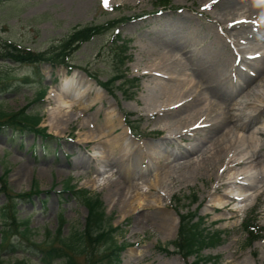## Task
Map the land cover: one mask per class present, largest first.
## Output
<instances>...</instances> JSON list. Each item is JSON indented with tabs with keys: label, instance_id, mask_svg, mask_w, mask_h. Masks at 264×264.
<instances>
[{
	"label": "rangeland",
	"instance_id": "374dc122",
	"mask_svg": "<svg viewBox=\"0 0 264 264\" xmlns=\"http://www.w3.org/2000/svg\"><path fill=\"white\" fill-rule=\"evenodd\" d=\"M207 2L209 0H173L171 5L163 7L158 4V0H107V6L104 0L0 1V50L5 41H13L32 51L48 50L58 44L77 25L105 23L124 17L125 21L117 24V30L128 42V53L132 57L126 64L128 66L127 77L131 79V85L126 87L128 88L127 93L115 87L114 91L108 92L89 75L96 74L98 79L104 82L115 72L116 61L111 40L113 30L85 42L68 61L71 66L42 62L36 68L30 63H18L0 58V85L4 82L10 84L6 90H0V108L8 111L18 110L29 103L40 89L38 72L44 77L43 84L49 86V91L52 86L59 88L63 77L66 79L73 77L74 82L83 87L77 91L81 103L89 106L83 116L71 122L67 129H64L65 124L62 123L51 126L48 107L53 106V102L48 99L49 95H46L44 102L34 103L30 107L29 111L39 112L43 116L41 126H45L47 132L62 138L60 142L52 140L47 144H42V139L32 133L22 135L13 134L10 130L0 132V176L6 169L9 170L8 183L16 193L29 190L34 180H37L43 191L41 195L34 197L33 202L24 201L18 205L20 217L29 218L31 221L30 236L33 240L37 242L48 240L47 233L54 232L58 227L60 212H63L67 218V223L63 228L64 234L69 233L70 227L74 228L84 224L87 216L85 206L71 194L61 193L63 182L71 178L77 188H88L99 193L105 202L107 215H113V224L122 227L123 232L117 235V239L119 242L127 241L130 244L122 254V264H185L186 261L181 254H168L159 248L160 245L177 237L179 220L176 206L183 213L188 210L196 211L195 220L203 217L202 228L229 231L222 245L203 250V255L219 257L216 261L207 264H264V237L255 241L251 246L246 245L247 234L242 225L243 220L256 215L259 224L264 226L263 166L253 163L236 166L222 164L225 167L222 171L220 162L209 160L210 172L204 170L196 174L188 171L184 178L178 179L179 173L186 170L182 165L188 158L197 159L199 157L200 152L191 153L186 150L187 147L199 142L201 134L206 133L202 127H197L202 124L200 121L204 117L197 119L199 122L193 123L192 121L188 126L163 130L164 124L158 119V114L152 116V119L148 118L146 109L149 108H146V104L143 103L146 97L155 98L158 93L153 88L155 84L151 83L150 78L140 73L141 68L150 59L149 45L157 40L165 43L169 38H176L180 34V37L183 36L182 44L185 42L183 44L185 49L198 47L196 52L187 53L188 57L197 58L204 55L212 61L216 59V52L219 49L223 50L222 45L225 50L230 51L225 44V39L230 41L235 49L246 48V51L240 54L246 60L247 56L262 52L264 36L260 33L264 28L253 29L252 32L257 34V37L252 41L257 45L256 50H252L253 43L236 42V35L226 33L225 24L210 22L209 19H213L214 16L221 17V14L217 9L207 8ZM262 11L264 12V7ZM244 12L245 9L239 10L238 15H234L235 20ZM263 19L260 18V20ZM258 20L253 19L252 22L257 23ZM178 23L185 27L180 28V31L173 30V26ZM246 23L245 25H250ZM219 37L222 38V42H219ZM194 41H201V43L198 46L192 45ZM177 53L178 56L184 57L182 51ZM226 56L231 60V64L235 61L242 68V70L240 68V73L234 74L235 77L230 82L236 85L242 84V77L252 73L253 68L247 62H239L237 56L235 60L232 53H226ZM183 59L187 60V58ZM26 77L29 79H25ZM92 82H95L98 88L93 86ZM121 82L122 80H119L116 85L118 86ZM133 83L136 86L132 87ZM255 93H261L264 96V74L255 77L250 88L239 92L232 102L227 101L225 104L226 102L216 97H210V100L219 103V113L226 112L232 115V119L226 123L223 131L230 132L233 140L238 138L240 141L245 137L249 141L237 151L229 153L225 157V162H233L243 154V156L252 155L264 144V133H259V130H264L261 129L264 127V113L260 114L256 121L247 126L245 130L237 128L240 123L249 121V117L256 114L255 111L250 110L251 104L255 101ZM47 94H49L48 91ZM100 95L103 96V100L99 97ZM111 108L116 109L123 123L124 118L129 120L137 135L136 139L142 142L146 149L161 150L166 154L154 163L148 159L143 160L136 176L127 178L128 189L124 194L115 196L108 194L111 193L108 184L111 183L110 188L116 190L127 174L121 165L116 163L110 166L108 177L103 183L94 182L95 176L102 177L96 172V167L101 164L97 161L99 151H96L94 147L99 142L86 138L91 130L90 126L82 127V121L95 125L96 122L102 120L104 112ZM75 110H78V107H75ZM202 144L208 146L211 142L208 140ZM160 161L162 165L158 164ZM148 164H150V169L152 168L149 170L148 177L152 178L156 171L164 176L163 172L168 169V166L173 165L175 168L172 173L175 181L169 180L162 186L160 185L156 194L161 201L155 203V206L164 208L163 212L170 213L174 219L173 223L165 228L153 219L155 209H145L140 206L131 211L126 206L129 199L137 197L132 184L142 181L139 179L140 169H145ZM213 166L214 168L217 166L220 170H211ZM257 177L263 178L256 181L254 185L247 186L252 178ZM223 182L226 186H223L220 191L222 194L228 193L229 196H223L215 191V187ZM143 191L144 198L145 193L147 195L154 193V191L150 192L147 184ZM170 192L172 196L168 197ZM194 195L197 201L193 203L190 198ZM228 199L231 202L230 207L237 210L235 213L230 210H214L215 206ZM42 200L46 202L43 203ZM141 201L142 204L146 202ZM3 203H5V195L0 192V206ZM134 204L138 205V201ZM12 239L15 240L16 236H12ZM102 248L104 247L99 245L96 250ZM169 248L174 250L173 246ZM0 254L7 253L0 248ZM4 256L7 261H11L15 258H23L25 255L18 253ZM27 256L30 257V264H39L36 257ZM84 256L79 257L82 262H84ZM192 260L194 257H189L188 261Z\"/></svg>",
	"mask_w": 264,
	"mask_h": 264
},
{
	"label": "bare ground",
	"instance_id": "6f19581e",
	"mask_svg": "<svg viewBox=\"0 0 264 264\" xmlns=\"http://www.w3.org/2000/svg\"><path fill=\"white\" fill-rule=\"evenodd\" d=\"M207 3V8L217 9L221 14V17L214 16L213 19H209L210 22L225 24V32L236 35V42L248 41L253 43L251 49L256 50L257 43L252 40L257 37V34H254L252 31L253 29L260 30L264 28V21L259 24L251 23L250 25L233 21L235 19L234 15H238V11L242 9H245V12L243 15L236 18L245 17V15L251 20L264 17V12L262 11L264 1L209 0ZM182 27H185V25L178 23L173 26V30L180 31V28ZM243 33H245V35H243ZM260 35L264 36V30L261 31ZM168 40L165 43L157 40L155 43L149 45L150 49L148 50V53L150 54V59L140 70L142 75L150 78L149 80H151V83L155 84L153 88L158 92L155 98L146 97V101L143 102L146 104V108H149L146 109V115L148 118L152 119V116L158 114V119L163 121L164 124V128H162L163 130H170L172 128L176 129L179 126H188L192 121H194L193 123L199 122L197 119L204 117V119L200 121L202 124L197 125V127H202V130H206L205 134L199 136V142L187 147V152H200L199 157L197 159L188 158L185 164L182 165L183 169L186 170L179 173L178 179L184 178L188 171L196 174H199L204 170L210 172L209 160L220 162V166H222V164L225 166H236L253 163L254 165H262L264 169V144L259 151L252 155L243 156V154L233 162H225V157L229 153L237 151L249 141L248 138L246 139L245 137L240 141H238V138L233 140V137H230V132L223 131L226 123L232 119V115H228L226 112L224 114L219 113V103L210 100V97H216L219 100L226 102L225 104H227V101L232 102V100H235V96L239 92L250 88L255 77L264 74V44L261 46L263 49L262 53L250 57L251 60H246V58L240 56L241 53L246 51V48L242 47L235 49L234 45L225 39V44L229 47L231 52L225 50L224 46L221 44L223 50L219 49L216 52L217 55H215V61H212L204 55L197 58L188 57L187 53L196 52L198 47L194 49H185L183 46L185 42L182 44L183 36L180 37V34L177 35L176 38H169ZM219 42H222L221 37H219ZM200 43L201 41H194L192 45L198 46ZM178 51H182L184 57L178 56ZM226 53H232L235 60H237V56L239 57V62H247L253 68L252 73H248V76L242 77V84L236 85L233 82H230V80L234 78L236 72L240 73L241 67L235 61L234 64H231V60L226 56ZM183 58H187L188 61ZM136 66H139V64H136ZM65 80H67V82L64 83ZM92 84L98 88L95 82H92ZM50 88L51 90L48 99L53 102V106L48 107L50 111L51 126L53 127V125L57 123H62L65 124L64 129H67L68 125L82 117L84 111L89 107L81 103L80 98L78 97L79 95L77 94V91L83 87L78 86L74 82L73 77L70 79L63 77L59 88H55L54 86ZM197 91L199 92L197 93ZM99 97L103 100L102 95ZM254 97L255 101L251 104L250 110L251 112L255 111L256 114L251 115L249 121L240 123L237 126L238 129L245 130L247 126H250V124L256 121L260 114L264 113L263 94L255 93ZM136 104L138 103L136 102ZM75 107H78V110H75ZM231 108L235 109V107ZM238 109L242 110L241 108ZM82 124V127H91L86 138H90V141L97 140V142H99L98 145L101 144L94 148L96 151H99L100 155H98L99 158L97 157V161L101 164L99 167H96V172L101 174L102 177L95 176L94 182L103 183L108 177V172L111 169L110 166L112 164L115 165L116 163L120 164L127 174L116 190L110 188L111 183L108 184L109 189H111V193H108L109 195L115 196L124 194L129 186L126 184V181L128 180L127 178L136 176L138 167L143 160L148 159L150 162L154 163L156 160H160L163 156H166L161 150L153 151L146 149L142 142H139L136 138L130 136L126 124L120 119L115 108H111L108 111L106 110L103 114L102 120L96 122L95 125H93V123L87 124L84 121H82ZM261 129H264V127ZM260 132L264 133V130H259V133ZM208 140L211 142V145L205 146L202 144V142ZM209 152L210 155H208ZM231 162L232 164H230ZM158 164L162 165V161ZM151 169L150 164H148V167H145V169H140L141 175L139 176V179L142 181H139L138 184H132V188L136 192L137 197L129 199L126 206H128L131 211H134L140 206L145 209H155L154 214L152 215L153 219H155L158 225L165 228L166 226L171 225L174 219L170 213L163 212L165 210L164 208L155 206V203L161 201L160 197L156 194L163 184L167 183L169 180L171 182L175 181L172 174L175 168L173 165L168 166V169L163 172L164 176H161V174L156 171L153 174V178L148 177V174L150 173L149 170ZM217 169H219L217 166H215V168L213 166L211 170L217 171ZM221 169L223 171L225 167L222 166ZM262 178L263 177L252 178L247 186L254 185L256 181L258 182L259 179L261 180ZM145 184H147L150 192L154 191V193L151 192L153 193L152 195H147V193H145L146 197L144 198L143 190ZM223 186H226V183L223 182L215 187V191L222 194L220 190H222ZM222 195L229 196L228 193H223ZM171 196L172 192L168 193V197ZM141 200H145V204H142ZM135 201H138V205L134 204ZM230 204L231 202L228 199L221 202L220 205L215 206L214 210H230L235 213L237 210L231 208Z\"/></svg>",
	"mask_w": 264,
	"mask_h": 264
},
{
	"label": "trees",
	"instance_id": "16d2710c",
	"mask_svg": "<svg viewBox=\"0 0 264 264\" xmlns=\"http://www.w3.org/2000/svg\"><path fill=\"white\" fill-rule=\"evenodd\" d=\"M171 1L160 0V3L165 6L169 5ZM118 22V20H114L105 24L92 23L76 26L58 44L44 51H32L14 42L5 41L2 50H0V58L18 63H30L35 65L36 68L42 62L71 66L68 60L84 42L113 29ZM113 42L116 46L114 51L116 71L108 81H100L109 91L112 90L111 86L115 85L118 79H125L121 88H124V85L131 81L126 78V68H124L126 60L129 58L126 54L128 51L127 43L123 41L122 44H116L117 39H114ZM38 75L40 76L39 84L41 88L32 102L18 110L8 111L0 108V132L10 130L13 134L20 133L22 135L34 133L48 143L51 140H59L60 138L48 134L45 127L39 126L43 118L39 112L29 111L32 103L42 100L46 92V86L42 83L43 78L40 73ZM90 75L98 79L96 74ZM25 79L29 78L26 77ZM9 86V82H4L0 85V90H6ZM8 173L9 170H6L0 177V192L5 195V203L0 206L2 225L0 248L3 252H6L7 255L22 252L39 258V264H121V254L128 243L118 241L117 235L123 231L122 227L113 224V216L107 215L105 204L99 194L92 195L88 189H75L76 186L68 180L64 192L71 191L74 197L86 206L88 215L85 223L74 228L70 227L69 233L64 234L63 228L67 219L63 213H60L57 229L54 232L49 231L47 233L48 240L37 242L30 236L32 228L30 227L29 218L20 217L18 205L24 201L32 202L33 196L41 193L39 185L35 180L29 191L16 193L8 184ZM42 202L45 203L46 201L42 200ZM196 216L197 213L191 211L180 213L178 236L170 243L175 246V251L183 255L186 260L189 257H194V260L189 264H206L213 258L203 255V250L220 245L224 241L223 234L225 232L224 230L202 228L203 218L200 217L199 220L195 221ZM244 228L248 233V245L263 235L264 228L258 226L255 219L246 222ZM12 233L17 235L15 240L12 239ZM169 244L160 246V249L168 251ZM99 245L104 248L96 250ZM85 254L87 256H84ZM80 256H84V262L79 258ZM0 264L30 263L28 256L7 261L4 254H0Z\"/></svg>",
	"mask_w": 264,
	"mask_h": 264
},
{
	"label": "snow or ice",
	"instance_id": "6c2138e0",
	"mask_svg": "<svg viewBox=\"0 0 264 264\" xmlns=\"http://www.w3.org/2000/svg\"><path fill=\"white\" fill-rule=\"evenodd\" d=\"M105 6H107V0H104Z\"/></svg>",
	"mask_w": 264,
	"mask_h": 264
}]
</instances>
